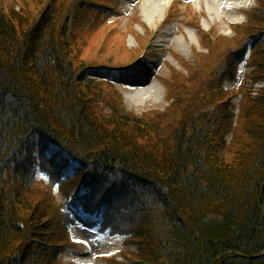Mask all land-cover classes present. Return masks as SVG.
<instances>
[{"label": "trees", "instance_id": "16d2710c", "mask_svg": "<svg viewBox=\"0 0 264 264\" xmlns=\"http://www.w3.org/2000/svg\"><path fill=\"white\" fill-rule=\"evenodd\" d=\"M57 1L0 0V264H60L70 209L128 238L130 264H264V91L222 87L242 64L264 81V0L205 38L206 73L165 86L174 123L128 114L112 75L88 73L119 66L77 65L103 2Z\"/></svg>", "mask_w": 264, "mask_h": 264}, {"label": "rangeland", "instance_id": "374dc122", "mask_svg": "<svg viewBox=\"0 0 264 264\" xmlns=\"http://www.w3.org/2000/svg\"><path fill=\"white\" fill-rule=\"evenodd\" d=\"M69 1L58 0L57 5L68 4ZM101 1L113 9L105 14L102 13L103 16L96 15V26L89 24L92 31L87 36L85 45L79 51L77 65L119 66L112 69L113 71L106 68L97 70V68L88 73L91 74V77L100 80L108 79L107 73L113 74L114 78L110 80L113 92L120 96L128 114L147 118L149 111H157L165 115L166 122L173 119L171 121L173 123L180 116L182 117L181 110L184 109V106L182 108L177 104L171 105L172 100L168 98L165 86L172 82L182 85V82L185 79H190L193 74H197L199 77L201 71L206 73L207 68L214 60L206 48L205 38L208 35L206 32H214L215 38L234 37L233 26L246 24V14L257 5V0H250L243 7L230 5L220 16L212 13L213 3L211 0H168L170 6L166 13L163 12L162 15L157 14L152 17L149 11V6L152 3H149V0ZM218 8L222 7L218 6ZM235 18L238 21L233 20ZM165 21H168L167 25H165ZM147 32L156 34L157 38L154 39L155 42L151 47L142 52L147 41V37H144ZM141 53L145 54L144 58L142 56L139 58ZM198 55H202L200 70L195 61V57ZM138 58L136 63L130 65L127 70H123L127 63ZM240 72L241 75L236 74V76L247 75L253 72V68H242ZM145 78L156 87L155 89L159 93L153 98L144 99L145 103L140 105L136 100L135 91L130 81H141ZM247 83L249 85L251 81L248 80ZM224 86L226 91L233 94L236 92L237 87H235L234 81L227 78ZM178 90L181 92L180 87ZM247 90L252 94L261 90V87L251 85ZM105 94L110 96L108 91ZM235 102H239V98L232 100V103ZM102 107L106 108L107 105L102 104ZM57 197L59 201H63L61 194L57 193ZM261 209L263 208L261 207ZM74 216L78 224L69 241V245H74L68 248L69 250L63 255L60 264H129L127 262L130 261L124 260L122 254L135 251L134 245L127 244L126 239L123 238H106L105 235L99 234L100 221L95 217L85 214H74ZM263 254L264 252L259 257Z\"/></svg>", "mask_w": 264, "mask_h": 264}, {"label": "bare ground", "instance_id": "6f19581e", "mask_svg": "<svg viewBox=\"0 0 264 264\" xmlns=\"http://www.w3.org/2000/svg\"><path fill=\"white\" fill-rule=\"evenodd\" d=\"M249 1L250 0H211V2L213 3L212 13L221 16L223 15V11L228 9V6L233 5V6L243 7L246 6L249 3ZM148 2L152 3L149 6L150 7L149 11L151 12L152 17L157 16V14L162 15L163 12L166 13V11L170 6L169 5L170 2L168 0H154L153 2L149 0ZM242 3H244V5H242ZM157 5H159L158 6L159 8L157 7ZM217 5L222 8H218ZM153 20L155 21V18H153ZM233 20L238 21L236 18ZM130 84L133 87V90L135 91L134 95H136V100L140 105H142V103L144 104L146 99L153 98L154 95L156 96L159 93L158 90L155 89L156 87L152 85L151 82L149 83L147 78L141 81L132 80L130 81ZM213 264H216V261Z\"/></svg>", "mask_w": 264, "mask_h": 264}, {"label": "water", "instance_id": "95a60500", "mask_svg": "<svg viewBox=\"0 0 264 264\" xmlns=\"http://www.w3.org/2000/svg\"><path fill=\"white\" fill-rule=\"evenodd\" d=\"M263 189H264V186H263V188L261 189V192H260V196H259V202H260V199H261V197H262V194H263ZM260 204V203H259ZM261 211H262V213H264V209H261ZM264 255V254H263ZM262 255V256H263Z\"/></svg>", "mask_w": 264, "mask_h": 264}]
</instances>
